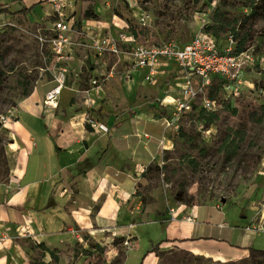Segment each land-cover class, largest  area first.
Listing matches in <instances>:
<instances>
[{"label":"rangeland","instance_id":"1","mask_svg":"<svg viewBox=\"0 0 264 264\" xmlns=\"http://www.w3.org/2000/svg\"><path fill=\"white\" fill-rule=\"evenodd\" d=\"M6 1L11 0L0 3ZM96 1L77 0V3L82 10L93 9ZM136 1L138 5L133 7L117 0L113 11L130 28L143 27V35L150 36V42L182 44L207 24L228 40L234 29H238L241 18L250 12L248 4L252 0ZM35 2L40 3L27 13L0 16L2 184L10 180L11 174L4 149L9 141L6 120L12 109L36 89L43 93L55 85L53 73L48 69L51 48L39 39L42 29L52 28L51 4L48 0H12L10 9L17 11ZM135 10H139V17L148 16L143 20L145 24L140 23ZM250 33L253 38L248 44L256 51V58H260L264 54V18L251 27ZM87 55L84 61L90 66L89 48ZM110 57L108 68L117 63L118 74L121 62ZM239 78L238 87L226 81L224 87L216 90L220 104L216 114L205 115L206 121L197 113L184 114L179 127L170 134L171 141L166 144L162 161L143 169L134 194L139 215L133 246L131 241L115 236L104 233L94 236L80 230L54 245L36 242L32 236L15 234L11 238L22 245L32 264H140L154 244L169 238V224L159 218H172L182 205L177 196L182 195V206L186 207L183 212L188 208L192 211L190 216L202 235L209 231L233 244L264 251V61L250 65ZM88 80L85 73L79 76L70 73L66 85L87 87ZM119 80L118 76L113 83ZM26 91L31 92L26 96ZM63 221L65 217L58 224ZM155 264H264V259L248 255L229 260L174 247L164 248Z\"/></svg>","mask_w":264,"mask_h":264},{"label":"crops","instance_id":"2","mask_svg":"<svg viewBox=\"0 0 264 264\" xmlns=\"http://www.w3.org/2000/svg\"><path fill=\"white\" fill-rule=\"evenodd\" d=\"M66 1H73L67 10L84 34L92 30L115 36L122 30L135 33L114 13L117 0L96 1L93 10L98 16L89 18L84 17L86 9L77 0ZM124 1L138 5L136 0ZM3 4L11 6L12 0ZM138 12L135 10L137 18ZM87 49L75 48L76 68L88 56ZM124 59L121 76L116 73L90 95L85 87L66 85L59 106L49 109L43 103L49 88L43 93L36 89L12 109L5 122L11 174L8 182L0 183V234L14 237L28 231L36 242L54 245L80 230L94 236H115L133 246L139 215L136 185L144 168L162 161L163 138H167L165 144L171 141L174 129H166L165 120L179 95L183 72L174 61L165 60L154 82L144 79L146 69H134L126 79ZM118 76V83H113ZM91 122L108 129L95 128ZM184 209L180 205L172 218H159L169 224L168 239L176 240L164 248L229 260L249 255L242 250L246 246L209 231L202 235L194 219H185L192 211L188 208L184 213ZM61 217L65 221L60 225ZM148 260L147 264H155L157 258ZM0 264L32 263L22 245L10 238L0 242Z\"/></svg>","mask_w":264,"mask_h":264},{"label":"built area","instance_id":"3","mask_svg":"<svg viewBox=\"0 0 264 264\" xmlns=\"http://www.w3.org/2000/svg\"><path fill=\"white\" fill-rule=\"evenodd\" d=\"M48 1L51 4L50 15L54 18L53 26L42 29L39 39L48 43L52 52L48 69L53 73L52 82L55 85L45 92L43 100L44 106L49 109H56L59 106L60 96L70 73L76 76L85 73L88 76V86L84 88L88 95L91 90L100 88L103 82L115 76L117 63L108 68L109 54L114 56L117 62L125 58L124 78L129 79L134 69H146L144 79L148 82L155 81L165 60H172L183 72V81L179 85V95L174 99V106L170 108L171 112L165 120V126L166 129H177L181 117L191 112L194 104L203 105L207 110H218L217 101L208 95L213 78H224L238 87L241 83L239 78L241 72L256 62L253 48L235 52L232 38L226 43L219 44L218 38L203 28L188 42L182 44L176 41L150 42V38L140 40L125 30L120 31L117 36L103 33L102 30L87 31L84 34L79 31L77 22L72 20V14L67 10L71 8L73 1ZM147 18L145 14L140 16V23L145 24L143 20ZM79 35L83 38L79 39ZM77 46L90 49L92 53L90 66L83 60L80 68H76ZM91 124L103 131L108 129L103 124L93 122ZM166 139L165 136L162 140L165 149ZM185 219L189 222L194 221L190 216ZM19 236L31 234L26 231ZM10 238L6 233L0 234V242Z\"/></svg>","mask_w":264,"mask_h":264},{"label":"trees","instance_id":"4","mask_svg":"<svg viewBox=\"0 0 264 264\" xmlns=\"http://www.w3.org/2000/svg\"><path fill=\"white\" fill-rule=\"evenodd\" d=\"M40 2L37 3H33L31 6L29 7H24L21 8L17 11H13L10 9V6H7L5 4H0V14H9V15H14L17 13H27L29 11H31L34 6L36 4H38ZM248 6L250 7V12L246 13L240 20V23L238 25V29L235 30L233 34H230L228 37L232 38L234 40V49L235 52H242L245 51L247 49H249L252 45L248 44L249 41L253 38V36L250 33L251 27L254 26V24L264 18V0H252L250 4H248ZM97 13L92 9V8H87L84 11V17H97ZM206 31L213 33L217 38L218 41L220 42L219 44H223L226 43L227 40H225L222 36H219L217 33V30H214L213 26L210 24H207L206 27L204 28ZM132 31H134L135 33H133L135 36H141L143 34V27H136L134 29H132ZM243 35H241V33H243ZM256 52V51H255ZM256 54V53H255ZM264 55V54H263ZM262 55V56H263ZM260 57V58H256L258 59L257 62L254 63L255 64H260L263 60L264 57ZM227 80L224 78H220V77H215L213 78V82L212 84L209 86V96L212 99H215L218 103V105L220 104L218 101V98H216L215 94H216V90L220 89L221 87H224V82H226ZM219 85V86H218ZM31 91H26L24 92L25 95H29ZM236 111V110H234ZM190 113H197L198 115L201 116L203 121H206L207 118L205 117L206 114H216L217 110H207L203 105L200 104H194L193 110ZM209 115V116H210ZM207 116V115H206ZM209 119H211L209 117ZM6 132H8L7 127H5ZM5 149V147H4ZM6 152V151H5ZM8 161V159H7ZM9 163V162H8ZM10 167V164H9ZM177 198L181 201L182 205H183V196L182 195H178ZM51 203H49L50 205ZM177 212V211H176ZM175 212V214H176ZM118 239V238H117ZM122 240L123 239H119ZM176 240H169V239H165L162 240L156 244H154L152 246L151 249H149L147 251V253L144 255L142 262L140 264H147L148 263V257L150 256H154L156 258H158L159 253L164 249V247L170 243L175 242ZM177 249H180L178 247H176ZM182 251L188 252L185 249H180ZM242 250L246 251L247 253H249V256L251 257H256V258H262L264 259V251L256 249L254 247H246V248H242Z\"/></svg>","mask_w":264,"mask_h":264}]
</instances>
